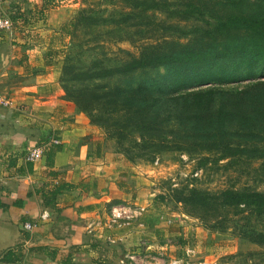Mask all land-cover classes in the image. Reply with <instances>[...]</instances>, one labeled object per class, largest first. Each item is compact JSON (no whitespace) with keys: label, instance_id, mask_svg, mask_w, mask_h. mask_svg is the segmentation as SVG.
I'll use <instances>...</instances> for the list:
<instances>
[{"label":"rangeland","instance_id":"374dc122","mask_svg":"<svg viewBox=\"0 0 264 264\" xmlns=\"http://www.w3.org/2000/svg\"><path fill=\"white\" fill-rule=\"evenodd\" d=\"M133 1L135 0H55L53 6L63 7L67 11L72 6L73 14L70 21L75 24L71 25L68 33L61 30L63 24L54 26L51 23L48 26L46 21L43 25L33 27L36 25L34 16L30 17L29 22L24 21V17L13 19L22 22L23 25L27 22L31 41L29 44L33 47L40 48L39 45L46 42L47 36L53 34L51 44L55 52L53 55L56 59L55 64L43 68L38 66L35 69L36 73L44 75L49 73L52 76L55 72V76L49 78L48 75L50 81L46 84L36 83L38 95L25 92L23 101L31 105L34 98L39 96L51 105L58 101L74 112L81 113L87 123L94 127L95 137L103 139L109 152H117L120 147L133 145L134 138L140 141L138 133L128 135L126 138L119 135L121 127L126 122V115L123 103L116 95L119 90L128 87L130 79H138V73L129 75L117 73L90 79H79L76 76L85 72L119 67L133 57L140 56L144 51L153 49L169 51L186 44L194 46L207 44L216 34L218 23L236 4L235 1L227 2L220 8L217 2L220 1L221 4L223 0H210L203 4L201 13L194 12L184 16L182 11L186 8L182 5L183 0H167L169 5L163 9L147 11L142 7H132ZM28 3V9L33 10L30 8V2ZM12 13L11 18L12 15L21 12ZM65 23L64 25L67 24ZM44 25L46 27L43 28ZM39 29L43 31L40 32ZM35 62L41 66L44 59L39 57ZM5 71L8 72L7 69L0 67V77ZM159 72L162 73L163 69L148 71L151 76H156ZM9 73L11 78L15 72L9 70ZM20 76L22 73L18 72L14 77L15 81H19L15 82L16 84L7 86L0 83V89L6 93L10 86L24 87L23 82L28 77L20 79L18 78ZM258 80H264V77L237 83L205 84L189 88L187 91L208 88L223 92L233 91L246 88ZM31 83L33 84L29 82L28 86ZM222 95L217 94L218 102ZM91 96L95 98L92 102L89 101ZM168 139L170 147L174 148L160 151L154 157L136 156V149H133V155L136 156L134 160H130L125 153H119L136 165L142 175L150 180L147 187L155 191V203L157 207H163V212H167L169 219L175 221L180 217L188 221L182 223L180 220L179 223L176 220L182 228V234L172 235L164 242L161 240L167 244L165 246L168 255L157 261L154 254L150 257L151 262L144 261L140 264H172L175 260L182 264H264V245L245 236L264 233V213L259 215L248 207L245 209L219 207L216 217L202 208L191 207L181 198V190L184 188L210 194H217L229 188L264 192V140L245 143L259 147L261 149L259 156L224 157L222 150L201 149V142L189 141L190 143L184 146L190 147L191 150H178L175 148L183 141L172 135H169ZM238 141L234 140L233 145H237ZM50 143L48 141L45 149L51 145ZM143 258H146L145 255Z\"/></svg>","mask_w":264,"mask_h":264},{"label":"crops","instance_id":"0c3cea01","mask_svg":"<svg viewBox=\"0 0 264 264\" xmlns=\"http://www.w3.org/2000/svg\"><path fill=\"white\" fill-rule=\"evenodd\" d=\"M28 2L33 10L28 9ZM54 4L55 0H3L0 16L18 11L28 22L34 16L33 27L45 21L48 26L69 22L72 6L67 11ZM14 23L12 32H0V67L8 70L0 83L16 84L18 72L22 73L18 78H28L24 87L10 86L6 93L0 89V264H140L151 262L154 254L159 261L168 255L167 244L161 240L182 234L176 222L182 219L172 221L163 207H157L155 191L147 187L150 180L122 155L109 152L84 115L58 101L51 105L39 96L31 105L23 101L25 92L38 95L36 83L46 84L55 76V72L52 76L36 73L35 68L52 66L56 59L52 33L40 48L33 47L27 22ZM39 57L44 59L41 66L35 62ZM9 70L15 72L11 78ZM29 82L33 84L28 86ZM7 99L13 105L2 103ZM53 137L61 142L53 165H47L44 154L29 166L25 149L33 144L46 147ZM44 182L50 188L62 183L70 187L57 196L53 206H44L37 191ZM116 207L135 212L130 225L110 224ZM25 223H31L32 229H25ZM19 246L23 247L20 261H1L8 249Z\"/></svg>","mask_w":264,"mask_h":264},{"label":"trees","instance_id":"16d2710c","mask_svg":"<svg viewBox=\"0 0 264 264\" xmlns=\"http://www.w3.org/2000/svg\"><path fill=\"white\" fill-rule=\"evenodd\" d=\"M210 0H183L187 16L202 12L203 4ZM235 1L226 16L218 23L215 35L209 43L194 46L186 44L169 51L153 49L144 51L119 67L85 72L79 79L102 78L117 73L129 75L138 73V79L129 80L128 87L116 95L123 103L126 122L119 135L126 138L138 133L140 141L134 138L133 145L118 148L130 160L136 156L145 157L160 151L173 149L168 136L180 138L183 143L175 149L191 150L184 146L189 141L201 142V149L224 152L222 156H259L257 146L245 143L264 140V80L233 91H217L213 88L187 91L189 88L212 83H237L264 77V0H223L217 6ZM131 6L142 7L144 11L163 9L167 0H135ZM221 8V7H220ZM21 18L14 14L12 19ZM72 22V23H71ZM70 21L63 25L68 33ZM151 76L149 70H160ZM223 94L218 102L217 94ZM101 95V94H99ZM89 101L92 102V98ZM234 140H239L233 145ZM205 143V145H202ZM196 148V147H194ZM136 149V156L133 155ZM59 145L46 148L47 165L52 166ZM32 163L29 164V166ZM42 183L37 190L44 206H53L55 199L67 187L65 183ZM182 201L191 207L202 208L212 216H218L219 207L252 208L255 213H264V192L229 188L217 194L204 193L197 189H182ZM21 205V201H16ZM250 240L264 245V233L245 235ZM35 249V247H31ZM23 257V247L8 249L1 261L14 263Z\"/></svg>","mask_w":264,"mask_h":264},{"label":"built area","instance_id":"2783aa9c","mask_svg":"<svg viewBox=\"0 0 264 264\" xmlns=\"http://www.w3.org/2000/svg\"><path fill=\"white\" fill-rule=\"evenodd\" d=\"M3 3V0H0V5ZM14 29V21L13 19L8 16H0V32H12ZM2 103L4 105H13V102L11 100H2ZM50 144L59 145L60 139L53 137L50 141ZM45 154V145L41 144H33L27 147L24 158L25 161L28 163H36L38 162ZM47 214L45 213L44 216ZM136 217L134 211L126 210L124 207H116L112 210L111 218H110V224L116 225L118 227H124L131 224L133 219ZM31 223H25L24 228L25 229H32ZM172 264H182V262H179L178 260H175Z\"/></svg>","mask_w":264,"mask_h":264}]
</instances>
